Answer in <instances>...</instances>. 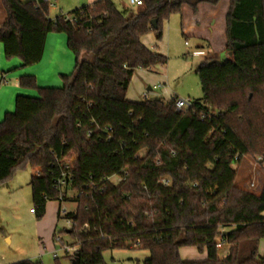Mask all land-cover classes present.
Here are the masks:
<instances>
[{
  "label": "trees",
  "instance_id": "trees-1",
  "mask_svg": "<svg viewBox=\"0 0 264 264\" xmlns=\"http://www.w3.org/2000/svg\"><path fill=\"white\" fill-rule=\"evenodd\" d=\"M1 1L6 59L41 62L51 32L66 33L75 55L62 86L21 77L39 96L17 95L16 109L0 121V183L19 166L33 169L39 220L60 196L77 204L64 214L80 248L72 261L101 264L105 251L130 248L149 251L142 264H264V170L255 192L237 183L236 167L249 157L264 167V0H230L229 57L198 65L203 97L182 110L176 98L127 99L136 69L168 63L142 38L154 32L160 41L162 22L184 5L196 13L220 0H143L134 12L98 0L55 19L45 0ZM63 173L64 187L56 188ZM181 247L207 258L184 261Z\"/></svg>",
  "mask_w": 264,
  "mask_h": 264
},
{
  "label": "rangeland",
  "instance_id": "rangeland-1",
  "mask_svg": "<svg viewBox=\"0 0 264 264\" xmlns=\"http://www.w3.org/2000/svg\"><path fill=\"white\" fill-rule=\"evenodd\" d=\"M79 1L85 2V0H61V3L53 1L49 11L51 19L59 15L70 16L72 10L81 6L78 5ZM115 1L119 2V0ZM129 8L131 12L139 9L131 5ZM182 8L183 10L190 9L186 5ZM5 17L6 11L0 0V21H3ZM181 22V14L172 13L162 22L163 36L160 41L156 40L154 32L143 36V41L148 46L168 56V63L166 67L156 68V72L136 69L127 92L132 99L144 100L143 93H149L148 87L154 88V85L161 87L149 93L148 100L157 97L200 100L203 97L195 69L204 57L194 55L193 52L197 50L198 42L193 36L183 34ZM45 44L41 62L27 67L12 65L11 75L21 72H23L20 74L21 77L27 74L33 75L40 87L43 81L49 82L48 85L51 87L63 85V75L72 73L76 62L74 53L68 47L67 35L64 32H51ZM226 54L221 52L217 59H226ZM4 60L7 62L20 61L18 57L8 60L5 55ZM20 78L17 82L14 77H9L8 84H4V86H10L9 90L14 100L13 111L16 109L15 99L18 90L35 97L39 96L37 89L23 88L20 85ZM4 117L5 114L2 120ZM247 160L250 161L247 162L248 164L236 165L237 183H243L242 185L250 190V182L255 181L257 188L251 190L256 192L261 187V181L258 183L256 179L263 178L264 167L251 157ZM33 173V169L29 166H19L6 181L0 183V264H12L21 260L40 261L42 264H75L63 249L65 245L71 246L73 250L80 249L75 245L76 240L67 232L71 225L64 214L74 212L77 204L71 201H63V203L59 200L49 201L45 217L39 220L32 211L30 180ZM113 181L115 182V178ZM58 237L62 241L58 240ZM55 249L58 253V260L54 259L52 254ZM195 250L200 255L206 254L197 248ZM225 251L226 247L220 253L224 254ZM259 254L264 256V241L260 245ZM148 257L149 251L146 249H113L104 252V262L101 264H142Z\"/></svg>",
  "mask_w": 264,
  "mask_h": 264
},
{
  "label": "crops",
  "instance_id": "crops-1",
  "mask_svg": "<svg viewBox=\"0 0 264 264\" xmlns=\"http://www.w3.org/2000/svg\"><path fill=\"white\" fill-rule=\"evenodd\" d=\"M52 2L54 1L55 3H61V0H51ZM98 1V0H85V2H80L81 6H78V8L82 6H87L88 4H92L93 2ZM114 3L116 4L117 8L120 10H128L130 7V2L129 0H119L117 3L115 0H113ZM229 4L230 0H220L217 4H208V3H201L198 5V11L194 13L192 8L190 9H184L183 12L181 13L182 17V29H183V34L188 36H193L197 40V50L194 51L195 56H202V61L206 59H217L219 58V54L221 52H225L226 45H227V37H226V28H227V22H226V15L229 10ZM139 8V7H137ZM55 11V10H53ZM51 18V17H50ZM5 19V18H4ZM4 21V20H3ZM3 21H0V26ZM47 40V39H46ZM143 41V38H142ZM146 46H148L145 41H143ZM46 43V42H45ZM150 47V46H148ZM150 48H153L152 46ZM154 49V48H153ZM156 50V49H155ZM157 51V50H156ZM226 53V52H225ZM229 57V54H226V58ZM204 59V60H203ZM12 65H19L22 66V61L14 60L11 62H7L4 60V46H2V43H0V121L2 120L4 114L6 113H13V95L11 93L10 86L4 84H8L7 79L9 77H14V79L18 82L19 78L21 77L20 74H14L11 75V66ZM23 67V66H22ZM144 70V69H143ZM149 72H156L155 69L146 70ZM64 74V75H69ZM30 75V74H27ZM24 75V76H27ZM49 82L43 81L40 83L41 87H51L48 85ZM48 85V86H47ZM62 86V85H61ZM154 88L148 87L149 93H153L154 89H157V87L154 85ZM161 87V86H159ZM158 87V88H159ZM145 93V92H144ZM143 93V94H144ZM148 93V97H149ZM22 94V95H30L29 93L26 94L21 91H17V95ZM16 95V97H17ZM32 96V95H30ZM144 97V96H143ZM157 98H163V97H157ZM127 99L129 101L133 102H141L144 100H135L132 99L127 95ZM148 99V98H147ZM165 100H168L166 98H163ZM248 158H245L241 164H248L250 161L247 160ZM248 162V163H247ZM258 174H260L258 172ZM261 176V175H260ZM259 182L262 179L260 177L258 178ZM243 184V183H242ZM241 184V185H242ZM49 203V202H48ZM48 206V205H47ZM47 211V210H46ZM77 249V248H76ZM79 250V249H77ZM57 252L56 249L52 252ZM180 257L184 261H205L207 258V254H198L195 250V247H181L179 250ZM68 254V253H67ZM69 255V254H68ZM70 256V255H69ZM59 258V257H58ZM57 258V260H58Z\"/></svg>",
  "mask_w": 264,
  "mask_h": 264
},
{
  "label": "built area",
  "instance_id": "built-area-1",
  "mask_svg": "<svg viewBox=\"0 0 264 264\" xmlns=\"http://www.w3.org/2000/svg\"><path fill=\"white\" fill-rule=\"evenodd\" d=\"M45 1L48 2L49 4H52V1L51 0H45ZM129 2H130V5L131 6H137V7H139V6H141L143 4V0H129ZM143 96H144L145 99H147L148 98V92H145L143 94ZM175 102H176L177 109H179V110H182L184 108H190L193 105V101L191 99H184L183 100V99H177L176 98L175 99ZM256 161L259 164V162H261V158H259ZM67 167H68V165H67ZM64 176H65V174L63 173L62 174V178H58V179H56L54 181V184H55V187L56 188L61 189V188L64 187V179H63ZM111 179H114V177H112ZM115 181L117 182V181H119V179L118 178H115ZM256 181L258 183H260L259 182V179H256ZM164 183L166 185L169 184V180H164ZM250 186H251L250 189H254V188L256 189L257 188L255 181L254 182L253 181L250 182ZM61 199H62V196L59 197V200H61ZM68 220H69L68 222L72 226V224H73L72 219H68ZM58 240H61V238L58 237ZM222 246H223V242L222 241H218L217 248L221 249ZM63 249L66 251V253H68L72 257H74L75 254H76V252L78 251L76 248H75V250H73V248L71 246H67V245L63 246ZM53 257H54V259H57L58 258V253L57 252H54L53 253Z\"/></svg>",
  "mask_w": 264,
  "mask_h": 264
},
{
  "label": "water",
  "instance_id": "water-1",
  "mask_svg": "<svg viewBox=\"0 0 264 264\" xmlns=\"http://www.w3.org/2000/svg\"><path fill=\"white\" fill-rule=\"evenodd\" d=\"M151 25H153V27H156V26H157V20H156V19L152 20V21H151ZM0 220H1V217H0ZM68 232H69V230H68ZM73 262H74L75 264H81L80 261L78 260V255H76V257H75V259L73 260Z\"/></svg>",
  "mask_w": 264,
  "mask_h": 264
}]
</instances>
